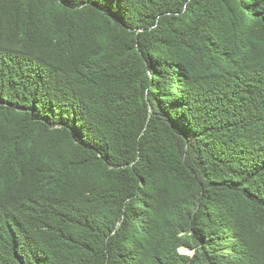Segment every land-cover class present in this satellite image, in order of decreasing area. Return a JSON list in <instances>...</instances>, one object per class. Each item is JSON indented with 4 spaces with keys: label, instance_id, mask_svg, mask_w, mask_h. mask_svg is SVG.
<instances>
[{
    "label": "trees",
    "instance_id": "obj_1",
    "mask_svg": "<svg viewBox=\"0 0 264 264\" xmlns=\"http://www.w3.org/2000/svg\"><path fill=\"white\" fill-rule=\"evenodd\" d=\"M0 264H264V0H0Z\"/></svg>",
    "mask_w": 264,
    "mask_h": 264
},
{
    "label": "clouds",
    "instance_id": "obj_2",
    "mask_svg": "<svg viewBox=\"0 0 264 264\" xmlns=\"http://www.w3.org/2000/svg\"><path fill=\"white\" fill-rule=\"evenodd\" d=\"M115 247H116V244L114 245V250H115V253H116V249H115ZM181 248H185V247H181ZM180 248V249H181ZM185 249H187V248H185ZM181 251V250H180ZM181 252H183V253H188V252H190L191 254L193 253V251H190L189 249H187V251L186 252H184V251H181Z\"/></svg>",
    "mask_w": 264,
    "mask_h": 264
},
{
    "label": "rangeland",
    "instance_id": "obj_3",
    "mask_svg": "<svg viewBox=\"0 0 264 264\" xmlns=\"http://www.w3.org/2000/svg\"><path fill=\"white\" fill-rule=\"evenodd\" d=\"M180 250H181V251H184V252L187 251V249H185V248H181ZM188 253H190V252H188Z\"/></svg>",
    "mask_w": 264,
    "mask_h": 264
}]
</instances>
